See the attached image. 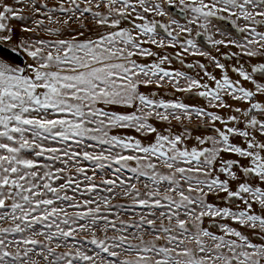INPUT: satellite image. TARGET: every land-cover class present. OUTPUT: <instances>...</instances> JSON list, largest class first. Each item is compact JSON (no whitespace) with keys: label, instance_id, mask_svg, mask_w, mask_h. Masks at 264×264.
Listing matches in <instances>:
<instances>
[{"label":"snow or ice","instance_id":"1","mask_svg":"<svg viewBox=\"0 0 264 264\" xmlns=\"http://www.w3.org/2000/svg\"><path fill=\"white\" fill-rule=\"evenodd\" d=\"M0 264H264V0H0Z\"/></svg>","mask_w":264,"mask_h":264}]
</instances>
